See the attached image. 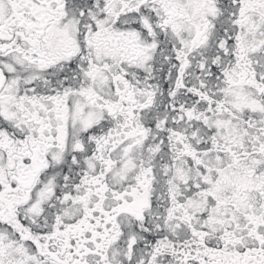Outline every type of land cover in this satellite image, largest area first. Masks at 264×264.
Here are the masks:
<instances>
[{
	"label": "snow or ice",
	"instance_id": "6c2138e0",
	"mask_svg": "<svg viewBox=\"0 0 264 264\" xmlns=\"http://www.w3.org/2000/svg\"><path fill=\"white\" fill-rule=\"evenodd\" d=\"M0 264H264V0H0Z\"/></svg>",
	"mask_w": 264,
	"mask_h": 264
}]
</instances>
